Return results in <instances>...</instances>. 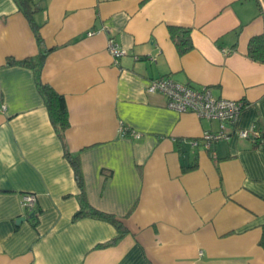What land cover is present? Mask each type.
<instances>
[{
    "label": "crops",
    "instance_id": "obj_1",
    "mask_svg": "<svg viewBox=\"0 0 264 264\" xmlns=\"http://www.w3.org/2000/svg\"><path fill=\"white\" fill-rule=\"evenodd\" d=\"M38 1L49 49L41 79L64 96L69 126L61 140L33 70L7 64L38 46L14 0H0V264H264V142L232 134L205 148L201 134L218 121L145 89L170 76L243 99L236 126L264 139V62L247 54L264 34V0ZM169 25L190 27L192 49L178 53ZM109 37L125 51L117 64ZM66 151L88 204L118 218L124 234L75 217L81 189ZM24 192L37 198L32 218Z\"/></svg>",
    "mask_w": 264,
    "mask_h": 264
},
{
    "label": "built area",
    "instance_id": "obj_2",
    "mask_svg": "<svg viewBox=\"0 0 264 264\" xmlns=\"http://www.w3.org/2000/svg\"><path fill=\"white\" fill-rule=\"evenodd\" d=\"M103 30V27L97 30L90 29L87 35H93ZM107 49L115 64L125 53L119 43L112 37L108 38ZM229 51L228 49H223V52L228 53ZM145 89L149 93L159 92L163 94L168 108L178 112L193 113L200 119L218 121L217 130H207L201 134L205 148H209L212 143L218 140H228L232 134L250 139L254 144L264 142L261 132L254 126L250 128H239L236 126L240 113L246 106V101L243 99L233 100L215 97L208 86H194L190 83H182L170 76L151 79ZM1 108L4 109L5 106L2 105ZM119 132L121 135L126 134V128L123 124L120 125ZM131 135L136 138L140 136L136 132H131ZM196 143V140L192 141V145H196ZM36 199V195L31 192L21 194V205L24 210V216L28 217L33 213L36 207Z\"/></svg>",
    "mask_w": 264,
    "mask_h": 264
},
{
    "label": "trees",
    "instance_id": "obj_3",
    "mask_svg": "<svg viewBox=\"0 0 264 264\" xmlns=\"http://www.w3.org/2000/svg\"><path fill=\"white\" fill-rule=\"evenodd\" d=\"M14 2L16 3L18 10L26 17L34 33L38 46V53L35 57H28L22 60H14L10 58L7 60V64L24 65L30 67L33 70L36 78L38 92L40 93L44 101L50 122L54 127L58 137L62 140L64 131L69 126L68 109L64 100V96L54 90L47 83H44L41 79V70L44 65L46 55L49 52V49L44 46V42L39 31L40 24L36 21L35 18L36 13L42 9V5L38 0H14ZM168 31L170 38L174 42L179 54H184L185 52L192 49L193 44L190 36V27L169 25ZM247 54L251 59L255 61L264 62V34L255 35L249 39ZM65 154L69 158V161L74 170L76 182L81 189L80 208L75 213V217L88 214L92 217L104 219L112 223L116 227L119 236L124 234L127 231L126 227L118 218H116L112 214L97 210L88 204L83 194V176L78 158L75 156H71L68 151H66ZM33 215L34 213L31 214V218L33 217ZM114 241L115 240H112L111 242ZM260 245L264 247V231H262Z\"/></svg>",
    "mask_w": 264,
    "mask_h": 264
},
{
    "label": "water",
    "instance_id": "obj_4",
    "mask_svg": "<svg viewBox=\"0 0 264 264\" xmlns=\"http://www.w3.org/2000/svg\"><path fill=\"white\" fill-rule=\"evenodd\" d=\"M19 220H17V222H18Z\"/></svg>",
    "mask_w": 264,
    "mask_h": 264
}]
</instances>
